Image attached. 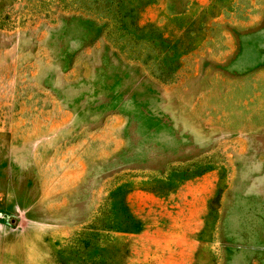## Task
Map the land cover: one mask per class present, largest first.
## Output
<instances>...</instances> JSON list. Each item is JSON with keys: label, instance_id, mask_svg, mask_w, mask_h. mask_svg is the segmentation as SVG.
<instances>
[{"label": "rangeland", "instance_id": "rangeland-1", "mask_svg": "<svg viewBox=\"0 0 264 264\" xmlns=\"http://www.w3.org/2000/svg\"><path fill=\"white\" fill-rule=\"evenodd\" d=\"M0 264H264V0H0Z\"/></svg>", "mask_w": 264, "mask_h": 264}]
</instances>
